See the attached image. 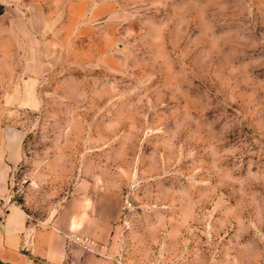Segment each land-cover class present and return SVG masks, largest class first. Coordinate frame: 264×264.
I'll use <instances>...</instances> for the list:
<instances>
[{
	"label": "rangeland",
	"instance_id": "rangeland-1",
	"mask_svg": "<svg viewBox=\"0 0 264 264\" xmlns=\"http://www.w3.org/2000/svg\"><path fill=\"white\" fill-rule=\"evenodd\" d=\"M61 1L0 2L10 204L115 264H264V0Z\"/></svg>",
	"mask_w": 264,
	"mask_h": 264
},
{
	"label": "crops",
	"instance_id": "crops-1",
	"mask_svg": "<svg viewBox=\"0 0 264 264\" xmlns=\"http://www.w3.org/2000/svg\"><path fill=\"white\" fill-rule=\"evenodd\" d=\"M4 1L13 0H0ZM34 1L42 7L51 0ZM61 2L63 6L55 7L66 9L67 0ZM0 154L4 157L0 160V264H115L107 252L93 253L89 244L75 238L79 230L67 226V204L58 217L41 225L32 223L23 208L11 205L7 179L10 165H17L18 152L8 160V151L1 146Z\"/></svg>",
	"mask_w": 264,
	"mask_h": 264
}]
</instances>
